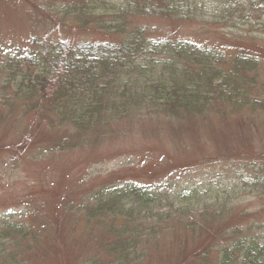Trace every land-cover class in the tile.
<instances>
[{"label": "trees", "instance_id": "16d2710c", "mask_svg": "<svg viewBox=\"0 0 264 264\" xmlns=\"http://www.w3.org/2000/svg\"><path fill=\"white\" fill-rule=\"evenodd\" d=\"M36 8L46 35L0 46L7 76L0 102H12L11 92L10 100L34 114L17 158L47 126L74 131L65 145L74 149L88 133L105 134L128 118L183 120L264 107L257 97L264 0H74ZM150 19L212 27L241 44L231 51L188 36L157 37L145 24ZM73 27L98 38H65ZM252 164L248 177L228 183L183 190L165 183L155 192L126 183L87 194L68 210L73 227L94 241V255L81 263L140 264L151 246L179 230L195 244L180 264H264V208L251 214L234 202L239 185L264 199V167ZM27 221L0 222V264H35L44 255V230Z\"/></svg>", "mask_w": 264, "mask_h": 264}, {"label": "rangeland", "instance_id": "374dc122", "mask_svg": "<svg viewBox=\"0 0 264 264\" xmlns=\"http://www.w3.org/2000/svg\"><path fill=\"white\" fill-rule=\"evenodd\" d=\"M73 2L0 0V46L20 47L25 40L46 35L41 22L45 18L36 6L56 9ZM145 24L149 33L157 37L188 36L184 38L204 42L214 49L232 51L241 44L226 36L225 31L212 27L201 30L198 24L161 19H150ZM96 35L92 30L74 27L63 33L65 38L79 42L96 39ZM261 49L258 82L264 86V47ZM6 77L0 70V83ZM14 96L8 92L7 100L12 102H0V222L28 219L27 224L44 230V255L35 264H83V258L94 255V241L88 233L73 227L68 210L77 209L75 205L84 196L104 186L129 183L155 192L154 188L168 183L183 190L211 180L228 183L241 176L245 179L252 163L264 167L261 105L237 114L222 111L221 115L183 120L128 118L106 127L105 134L101 133L103 129L88 133L74 149L65 148L72 144L74 131L47 126L25 155L17 158L16 150L34 114L9 99ZM257 97L264 101V87L258 90ZM0 99H6L1 92ZM239 187L234 202L239 201L251 214L262 211L263 197ZM169 190L171 195L178 191ZM160 240L159 245L151 246L140 264H180L195 247L191 238L179 230Z\"/></svg>", "mask_w": 264, "mask_h": 264}]
</instances>
